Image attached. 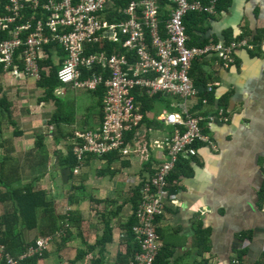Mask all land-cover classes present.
Masks as SVG:
<instances>
[{"label":"crops","instance_id":"0c3cea01","mask_svg":"<svg viewBox=\"0 0 264 264\" xmlns=\"http://www.w3.org/2000/svg\"><path fill=\"white\" fill-rule=\"evenodd\" d=\"M199 24L204 27L197 32L200 41L244 36L254 47L236 50L228 67L214 57H201L199 66L209 78L213 96L199 109L208 112L224 107L229 120L202 122L203 131L213 138L217 149L198 143L195 155L180 158L170 177L175 181L171 188L178 193L177 201L168 204L159 217L157 231L168 264H232L235 257L241 264H264V0H225L221 10ZM57 49L62 60L65 52ZM56 64L59 68V62ZM10 80L0 73V95L12 104L11 114L4 115L1 125L0 178L18 194L27 186L44 190L54 211L47 215L40 209L37 226L25 228L22 218L13 213L15 198L1 183L0 242L5 251L17 256L38 237L53 233V241L35 264H126L137 248L133 238L124 236L125 225L135 211L130 191L154 172L161 160L160 150L151 147L148 162L137 156L120 157L114 174L101 169L102 160L95 155L85 160L78 172L62 169L58 157L67 153L66 144L53 141L46 128L56 109L54 102L34 98L40 91L37 83L30 89ZM74 91L69 104L76 109L75 123L65 129L97 126L102 119L97 99L90 91ZM152 126V140L162 139L165 131L173 129L159 121ZM42 132L48 135L44 139L46 153L35 145ZM42 154L52 159L57 156L55 169L38 162ZM98 161L100 167L94 169ZM38 166L41 169H36ZM6 214L13 217V233L23 231V239L16 236L11 249L1 239ZM108 226L111 232L106 230ZM57 231L63 232L57 235ZM239 250L244 253L239 255ZM32 256L25 258L24 264ZM0 264H6L4 252H0Z\"/></svg>","mask_w":264,"mask_h":264},{"label":"built area","instance_id":"2783aa9c","mask_svg":"<svg viewBox=\"0 0 264 264\" xmlns=\"http://www.w3.org/2000/svg\"><path fill=\"white\" fill-rule=\"evenodd\" d=\"M116 1L0 0V33H6L0 41V73L39 81L46 73L41 61L50 56L55 61L54 54L60 64L57 77L61 83L83 91L104 87L100 123L76 132L73 150L78 164L74 172L84 165L88 154L101 156L117 150L143 162L149 159L151 147L160 150L161 160L154 172L139 184L133 232L140 249L127 263L153 264L163 246L157 220L168 204L177 201L178 193L171 189L175 181L169 178L172 171L181 157L197 153L198 143L217 149L213 138L203 131L202 122L229 120L224 107L208 112L199 109L209 103V98L198 96L199 89L190 75L192 62L196 57L211 56L228 67L235 60L236 50L253 48L254 43L243 36L189 44L186 14L204 11L213 15L218 0H170L165 7L160 0H130L124 5ZM101 41H105L103 49H89ZM107 43L114 44L111 52ZM57 48L65 52L62 60ZM96 65L101 66V72L92 71ZM84 69L87 75H83ZM207 90L213 91L212 85ZM159 92L178 98L171 103L175 109L154 114L143 108L140 95ZM147 119L173 129L165 131L162 139L152 140L149 133L155 128ZM53 239L54 234L40 236L17 256L6 252L0 242V252H4L6 264H24L25 258L42 255ZM232 264L241 261L235 257Z\"/></svg>","mask_w":264,"mask_h":264},{"label":"trees","instance_id":"16d2710c","mask_svg":"<svg viewBox=\"0 0 264 264\" xmlns=\"http://www.w3.org/2000/svg\"><path fill=\"white\" fill-rule=\"evenodd\" d=\"M129 1L130 0H117L116 2L119 5H124V4L128 3ZM160 1H161L162 7H165L167 4L170 3V0H160ZM204 1H207V0H204ZM224 3H225V0H218V2L216 3V13H217V11L221 10V7L224 5ZM215 14H213V15H215ZM209 15L210 14H208L204 11H189L186 14V16L184 18V22L186 25V32L190 36L189 44H191V45L192 44L204 45L207 42V41H205L206 39H204L203 41H200L199 40L200 36L197 32L200 30L201 31L204 30V27L202 28L199 23L203 22L207 17H209ZM163 18L165 20L166 16H163ZM163 25L164 24L162 23V26ZM4 37H6V33L4 31H2L0 33V41ZM257 40H260L259 37H258V39L256 37V41ZM104 43H105V41H101L99 43H96V44L90 46L89 49L91 51H99V50L103 49ZM107 44H108L109 52H111V48L114 46V44L113 43H107ZM47 47H48V50H47L48 55H50L51 49L49 46H47ZM41 63L42 64L45 63L46 73L44 71L42 79L36 82L37 86L42 88L44 91L43 96L39 97L38 99L41 100L43 98L42 100H47V101L52 100L56 106V109L51 114L46 127H47L48 131H51L50 137L51 138L53 137V139H52L53 141H55L56 143L62 141V142H65V144H66L65 146L67 147V153L61 154L58 157L60 168L68 169L70 172H73L74 167L78 164L77 156L73 150V147H74L73 141L75 138H77L76 132L77 131H86V130L91 129V128H82L80 130H75V131L73 130V128H72V131H68L67 129H65V127H67L68 125H72L75 123V115H76L75 106L72 104H69V102L65 101L64 99L57 97L58 94L55 92V89L58 87V85H57L58 82H60V84H61V81L57 77L58 64H56L52 60L51 56L47 57V59H45L44 62L42 60ZM200 64H202L201 57H196L192 62L190 75L194 79V83H195L196 87L199 89L198 90V96L200 98H203L205 96H207L208 98L209 97L212 98V96H213L212 92L207 90V88L209 86V84H208L209 78L204 75L203 69H201V67L199 66ZM101 70L102 69H101L100 65H96L92 69V71H97V72H101ZM84 71L85 72L83 75H87L88 71L85 69H84ZM1 91H2V85L0 84V93H1ZM90 92H92L94 97L97 99L96 106L99 107V111H100V114L102 116L103 115L102 100H103L105 89L103 86H100V87H98L97 90L90 91ZM167 96L168 95H166L165 93L159 92V93L154 94L153 96H147L145 94H142V95H140V99L142 100V105H143V108L145 110H154V108H152L153 100L159 99V100L163 101L167 98ZM170 104H171V102H170ZM11 108H12V104L9 102L7 97L5 95H0V132L2 130L1 125H2L3 120H4L3 117L5 114L6 115L11 114ZM156 112H159V111L156 109ZM155 121L156 120H150L148 123L150 125H153V123ZM45 135L46 134L44 132L39 133L36 137V142H35L37 149H39L42 153H46V143L44 142V139L48 135H46V136ZM133 156H135V155H133V154L123 155L122 153H119L116 150V151L107 152V153H105L101 156H98V157L95 156V158L102 160L103 166L101 169L110 170L111 173L114 174L115 169H118L115 167V163H117L120 160V157H126L125 159L128 160V159H131ZM90 157H93V156L90 155ZM90 157L88 159H90ZM144 162H148V161L145 160ZM127 164H128V162L124 160L123 165L126 166ZM176 167H175V169H176ZM142 169H144V168H142ZM170 177H173V174L170 175ZM1 183L5 184V186H7L8 191H10L12 194V197L15 198L16 208L14 209L13 213L15 214L16 218H17V216L22 218L23 225L25 228L32 229L35 226H37L38 218H39V214H40V209H42L41 213H45L47 215H49L51 212L54 211V203L52 202V200H49L47 198V194L44 190H41V189L40 190H33L32 187L27 186L24 191H20V193L18 194L16 191H13L12 186L10 184H8L5 181V179L3 180L2 178H0V184ZM139 194H140V187H134L130 191V202L133 203V201H134V203H133V206H135L134 209H136V207H137V204H138V201L140 198ZM132 213H133L132 216L130 217L129 221L125 225L126 230L124 232V236H128V237L133 238L135 243H137V248H135L132 251L131 255L129 256V259L131 257H133L135 255V253L140 249V244H139L138 240L135 238V235L133 232V225L136 223V217L134 215V212H132ZM12 218L13 217L10 214H6L3 218V221L1 222V223L6 224V230L2 234L1 239L3 242H5L7 244L8 249L9 248L11 249V245H13V244L15 245V242H16L15 237L16 236H18L20 234V239L21 238L23 239V231L20 230L18 233H13ZM106 230L108 232L109 231L111 232V228L109 226L107 227ZM9 231L11 233H9ZM103 240H105V239H102L101 242ZM106 240H108V239H106ZM243 253H244V250H239V252H238L239 255H241ZM38 257H39V255H34V256L30 257L26 261V263L27 264H35ZM153 264H168V261L166 259V255L164 254V250L162 248L160 249V251H159V253H158Z\"/></svg>","mask_w":264,"mask_h":264},{"label":"rangeland","instance_id":"374dc122","mask_svg":"<svg viewBox=\"0 0 264 264\" xmlns=\"http://www.w3.org/2000/svg\"><path fill=\"white\" fill-rule=\"evenodd\" d=\"M53 58L55 59V61L53 60L55 63L59 62V60L57 58V55L53 54ZM3 76H4V79H7V80L11 79L10 81H14V82L16 80V81H18V83L19 82L22 83L25 86V88H30V89H34L35 88L34 86L36 85V82H37L36 79L33 78V77H29V78H26V79H17V78H14V77L10 76V75H3ZM57 85H58V87L55 89V92L58 94L57 97H59L61 99H64L65 101L69 102V97H73V95L75 94V91H74L75 89H72V88H70L69 86H67V85H65L63 83L60 84V82H58ZM39 89H40V91L39 90L36 91L35 94L33 95L34 98H36V99H37V97H41V96H43L42 94H44L43 89L42 88H39ZM176 101H178V98H176L175 96H172V95L167 96V98L165 100H163V101L159 100V99H155V100H153L152 108H154L155 110L157 109L159 111V113L162 112V109L173 110L175 108L170 106L171 105L170 102L172 103V102H176ZM47 102H51V101H47ZM44 122H45V120H44ZM50 151L53 153L54 149L51 148ZM90 155H92V154H88L85 160H87L90 157ZM56 158H57V156H54V158L52 159L49 156V154H47V155L46 154H44V155L42 154L41 156L38 157V159H39L38 162H41V163L45 162L47 164H50L51 165L50 168L55 169V168H53V167H55L53 165L56 163V160H57ZM49 160H51V162ZM100 163L101 162L98 161V163L94 167V169L95 168H99L100 166H98V164H100ZM36 169H41V168L38 166Z\"/></svg>","mask_w":264,"mask_h":264},{"label":"clouds","instance_id":"9594fccd","mask_svg":"<svg viewBox=\"0 0 264 264\" xmlns=\"http://www.w3.org/2000/svg\"><path fill=\"white\" fill-rule=\"evenodd\" d=\"M166 95H168V94H166ZM149 112H152L151 110H148ZM153 113V112H152ZM154 114H158V113H154ZM151 119H147V123L150 121ZM153 120H156V119H153ZM156 121H158V120H156ZM160 122V121H159ZM148 125H150V124H148ZM152 126V125H151Z\"/></svg>","mask_w":264,"mask_h":264}]
</instances>
